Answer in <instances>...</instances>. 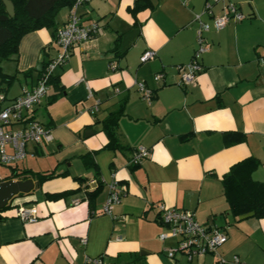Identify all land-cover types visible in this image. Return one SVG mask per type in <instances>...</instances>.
<instances>
[{"label":"crops","instance_id":"obj_1","mask_svg":"<svg viewBox=\"0 0 264 264\" xmlns=\"http://www.w3.org/2000/svg\"><path fill=\"white\" fill-rule=\"evenodd\" d=\"M134 1L85 0L79 7L82 21L95 20L98 28L55 68V85L48 84L29 113L50 130L52 140L28 143L25 156L32 163L18 165L24 156L12 166L53 176L39 185L36 177H28L34 188L11 201L35 205V222L22 221L14 207L0 210V264H84L86 256L128 264H219L220 257L222 264H264V217L235 216L221 182L231 165L246 157L258 161L252 179L264 182V0H225L245 17L220 29L213 28L209 15H201L211 25L205 32L209 48L200 57L202 70L185 86L178 84L176 65L191 59L193 16L202 13L205 0H142L144 5L132 11ZM222 6V1L215 3L213 13ZM67 12L58 13L57 28ZM147 48L156 56L141 62ZM57 52L52 29L24 34L16 58L10 59L12 67L0 66L12 76L10 83L17 81L14 88L0 81L5 103L31 88ZM158 72L163 77L155 81ZM136 80L152 89L150 104ZM96 100L98 110L90 114ZM120 106V146L113 149L106 146L100 120ZM227 132L241 133L243 139L227 142ZM138 146L150 153L132 166L128 162ZM90 151H95L93 164L86 165L79 155ZM51 154L52 162L40 161ZM92 178L97 182L89 184ZM113 178L124 194L111 216L101 209ZM96 187L90 202L88 191ZM69 190L56 199L46 197ZM160 203L190 210L198 222L226 234V241L213 254L168 257L165 249L176 240L158 238L165 230Z\"/></svg>","mask_w":264,"mask_h":264},{"label":"built area","instance_id":"obj_2","mask_svg":"<svg viewBox=\"0 0 264 264\" xmlns=\"http://www.w3.org/2000/svg\"><path fill=\"white\" fill-rule=\"evenodd\" d=\"M85 0H75L68 8L65 23L58 27L55 32V40L58 45L57 54L51 58L43 70L40 72L36 83L31 88H23L20 94L16 95L5 103L6 97L0 91V163L11 165L22 159L26 154L28 143H42L52 140L50 130L39 121L29 117V113L34 107L40 104L42 98L48 89V81L55 68L62 64L70 55L74 46L79 45L94 34L98 28V22L91 20L87 23L82 21L79 7ZM223 2L222 11L214 14L212 6L217 2ZM202 14H207L212 18L214 29H220L230 21H240L245 16L239 11L238 7L225 0H205L202 13L193 16L196 23L195 39L196 47L192 53L191 59L183 64H178L180 71L178 84L185 86L194 82L197 73L202 70L200 57L202 53L208 50V44L205 39V32L211 29V25L201 19ZM156 56V50L152 48L145 49L140 55V61L145 62ZM264 62V58L261 59ZM113 67V65H111ZM163 73L158 72L153 75L155 81H160ZM135 85L147 104L151 103L153 91L144 83L135 81ZM99 100L89 108L90 114L98 110ZM14 124H20L17 128H11ZM150 150L145 146H138L132 152L129 164L134 166L140 163L143 158L149 156ZM1 180V178H0ZM97 179L92 178L89 184L96 183ZM108 193L102 205V213L112 216V207L120 201L124 190L118 185L115 178L107 183ZM77 199L73 200L76 204ZM159 211V220L165 226V230L158 234L160 240L173 238L176 240L174 246L165 249L168 257L174 258L176 253H182L187 259L199 257L205 254L217 252V247L227 239L226 234L220 232L215 227L206 226L198 222L190 210L168 207L163 203L157 205ZM15 215L24 222H35L38 219V210L35 205L25 206L16 205ZM85 243V239L81 240ZM234 261H238L236 256ZM219 264L225 262L220 257ZM84 264H128V263H107L101 256L85 257Z\"/></svg>","mask_w":264,"mask_h":264},{"label":"trees","instance_id":"obj_3","mask_svg":"<svg viewBox=\"0 0 264 264\" xmlns=\"http://www.w3.org/2000/svg\"><path fill=\"white\" fill-rule=\"evenodd\" d=\"M14 7V14L8 15L5 11L3 1L0 0V59H15L17 47L21 37L40 28L52 29L55 36L57 15L62 8H69L75 0H10ZM142 0H135L132 11L142 7ZM48 62V61H47ZM46 63L43 64L44 68ZM43 69L40 70V72ZM40 74V73H39ZM10 83L12 76L2 72L0 67V81ZM56 78L52 74L48 84L55 85ZM7 85H5L6 87ZM123 113V106L109 112L100 120L101 131L107 137L106 146L113 149L120 146L117 130L118 121ZM227 142H239L243 139L241 133L227 132ZM95 151L80 154L79 157L87 165H92V154ZM258 165L254 157L243 158L231 165L229 170L222 176L221 182L223 193L228 201L229 208L235 216L244 217H264V182L252 179L251 171ZM36 177V184H41L44 180L51 178L53 172L32 171L28 168L17 169L15 166L9 175L1 178L10 179L19 177L21 180L28 177ZM101 183H99L100 185ZM98 188L88 191V198L91 202L96 195ZM72 190L55 193H47L46 197L56 199L66 194L72 193ZM18 195H23L19 193ZM17 195V196H18ZM16 197V196H15ZM10 200L2 209L14 207ZM0 209V210H2Z\"/></svg>","mask_w":264,"mask_h":264},{"label":"water","instance_id":"obj_4","mask_svg":"<svg viewBox=\"0 0 264 264\" xmlns=\"http://www.w3.org/2000/svg\"><path fill=\"white\" fill-rule=\"evenodd\" d=\"M5 11L8 15L14 14V7L10 0H2ZM34 188V183L31 178L21 179H2L0 180V209L5 207L19 193L27 194Z\"/></svg>","mask_w":264,"mask_h":264},{"label":"rangeland","instance_id":"obj_5","mask_svg":"<svg viewBox=\"0 0 264 264\" xmlns=\"http://www.w3.org/2000/svg\"><path fill=\"white\" fill-rule=\"evenodd\" d=\"M65 8H62L60 11H59V14L62 15V13L64 12ZM0 66L3 67V68H11L12 67V63H11V60L10 59H0ZM10 72V71H9ZM4 84V83H3ZM6 85V84H5ZM17 85V81H13V83H10V87L12 86V88H14L15 86ZM4 86V85H2ZM8 86V88H9ZM8 90V89H7ZM38 158V157H36ZM40 161H45L47 163H50V161L52 162L53 161V155L51 154V156L48 158V155H47V158L45 160H40ZM29 163H32V158H30L29 156H25V158L22 160V161H18V165L20 166H26V164H29ZM36 163H34L32 166L34 167ZM12 166L13 164L11 165H4V164H1L0 163V178H3L7 175H9L12 171Z\"/></svg>","mask_w":264,"mask_h":264}]
</instances>
